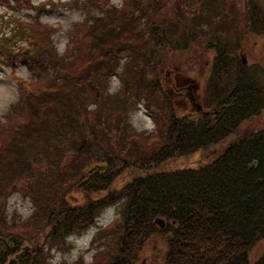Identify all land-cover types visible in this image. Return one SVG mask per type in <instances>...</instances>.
<instances>
[{
  "label": "trees",
  "instance_id": "obj_1",
  "mask_svg": "<svg viewBox=\"0 0 264 264\" xmlns=\"http://www.w3.org/2000/svg\"><path fill=\"white\" fill-rule=\"evenodd\" d=\"M227 1H206L198 16L183 0H123L120 6L87 0L100 13L68 31L66 58L50 40L56 29L41 26L29 34L33 44L23 64L55 73L37 86L18 83L19 97L6 122L0 120V264L25 243L36 249L46 229L62 238L86 230L101 207L121 197L127 215L116 229L119 250L104 264H130L155 236L166 244L163 264H264V252L249 259L250 248L264 240V129L250 126L245 133L241 126L264 108V81L251 77L254 65L237 60L249 35H264V17L247 18L245 3ZM78 2L71 4L75 10ZM170 10L175 19L168 28L163 21ZM236 14L242 30L239 22L221 28V15L234 20ZM202 49L213 57L200 102L212 111L180 114L162 86L161 65L175 53ZM125 54L131 57L119 74L118 96L131 107L147 106L154 122L149 134L135 133L123 108L105 104V83ZM196 151L210 159L204 166L163 168ZM124 173L132 178L116 189ZM15 188L38 207L26 232L2 226L4 202ZM71 192L86 199L69 205L64 198ZM156 217L167 221L163 229L152 224ZM40 251L18 260L42 264Z\"/></svg>",
  "mask_w": 264,
  "mask_h": 264
},
{
  "label": "rangeland",
  "instance_id": "obj_2",
  "mask_svg": "<svg viewBox=\"0 0 264 264\" xmlns=\"http://www.w3.org/2000/svg\"><path fill=\"white\" fill-rule=\"evenodd\" d=\"M44 0H31L33 4H40ZM79 2L74 7L77 8L73 10L72 3L75 0H50V2L42 7L40 15L41 22L46 24L45 26L51 25L53 29L57 30L51 35L50 40L54 45V50L57 51L58 55L63 57L68 54L67 42L68 31L74 28V24L83 22L86 15L93 16L99 14V10L96 7L88 5L87 0H78ZM123 0H110V2L116 6H120ZM188 7V9L196 8L198 11V16L200 11L205 8V3L212 4L215 0H183ZM222 2V0H220ZM237 3H247L249 7L258 4L262 9V16L264 17V0H235ZM233 2V3H235ZM198 3L199 7L194 5ZM208 6V5H207ZM26 5L17 6H7L0 7V11L5 8L11 9H21L16 13V15H3L0 16V24L4 26L5 31L1 35V39L6 34V36L14 38L24 39L28 37L29 23H35L33 16L36 11L31 12L30 17H26L24 11ZM211 8V6H210ZM241 9V7H240ZM78 10V11H77ZM241 11V10H240ZM209 10H205L204 16L199 20L201 23L205 22L204 17L208 16ZM2 13V12H1ZM9 14V13H8ZM175 11L170 10L164 14L166 18L163 22L170 28L174 18ZM244 15L248 14L245 9L243 11ZM221 17H224L221 15ZM18 18V20L12 25V22ZM225 19V18H222ZM217 19L214 20V22ZM239 19L240 29L242 30V22ZM221 23V28H225L229 23L224 21ZM13 30H10L11 27ZM9 31V32H8ZM8 32V34L6 33ZM249 32V26L247 24V31ZM8 39V38H7ZM8 43H14L9 42ZM24 42H19L17 45H23ZM16 47L11 51L14 53ZM0 53L3 55L5 49L0 48ZM122 58L119 59L118 66L115 69V74L110 77L105 83V94L104 100H106V105H116V108H123L126 113V125L128 128L132 129L138 134H149L153 131L154 122L151 113L148 111L147 106L140 102L131 107V102L129 103L126 98H120L118 96V90L121 85L119 79V74L127 66V62L131 55H121ZM212 52L208 53L205 49L186 51L184 55L181 53H175V57L172 59H165L167 61L166 65H161L164 70V76L162 86L167 93V96L174 99L178 113L185 114V100L186 94L192 95L194 92L196 98L200 99V93L203 92L202 79L208 74V67L210 64V57ZM241 59L246 58L248 63H257L256 68L258 70L264 69V35L256 37L254 35H249L243 44L242 53L239 55ZM42 75L37 78V74ZM168 73V74H166ZM52 72L41 71L39 69H28L23 63H17L16 66H8L0 63V120L5 121V115L11 104L15 103L18 95V83H35V86L39 85L43 79L51 78ZM259 81H263V78H256ZM187 101V100H186ZM188 107V105L186 104ZM94 107V105H91ZM6 122V121H5ZM244 128L245 133L247 129L251 126L255 130L264 129V108L261 109L257 117L246 120L241 123ZM206 156L200 155L199 153H194L182 158H172L164 163L163 168L168 170H176L181 168L191 167L194 168L204 166L207 161H209ZM101 164H97L99 166ZM132 178L131 174L124 173L115 182L114 187L116 189H121L123 185ZM86 196L81 193L71 192L66 195L64 200L69 205H79L83 203ZM127 199L121 197L115 203L110 205H105L99 210V214L95 217L94 223L86 230L79 233H68L63 238L59 235L53 236L48 233L46 229L44 233L40 232L38 237V244L36 249L33 246L26 244L29 250H41L38 254V262L42 261V264H104L106 262V255L110 256L119 250L115 245V239L117 236V227L121 226L123 218L121 216H126L127 212L124 208L127 205ZM5 219L4 226L6 229H14V231L24 230L29 231V225L32 224L31 216L38 212V207L32 202L30 196L25 195L24 192L20 191L18 188L10 190L7 198L4 202L3 208ZM124 213V215H123ZM42 216V214H41ZM39 218H41L39 216ZM45 221V220H44ZM46 222V221H45ZM116 225V226H115ZM17 227V228H16ZM114 233V234H113ZM45 234V235H44ZM167 238V236H165ZM53 238V239H52ZM22 250V245L20 249ZM166 250V244L162 236H155L149 239L144 246L130 257V264H163V256ZM264 250V240L259 241L255 246L250 248L249 259L253 261L258 256L263 255ZM101 254L100 258L95 259L97 255ZM21 252H17L15 256H10L6 259L4 264H21L19 256ZM137 255V256H136ZM22 256V255H21ZM111 257V256H110ZM41 258V259H40ZM125 259V256H123ZM123 259V260H124ZM18 261V262H17Z\"/></svg>",
  "mask_w": 264,
  "mask_h": 264
},
{
  "label": "water",
  "instance_id": "obj_3",
  "mask_svg": "<svg viewBox=\"0 0 264 264\" xmlns=\"http://www.w3.org/2000/svg\"><path fill=\"white\" fill-rule=\"evenodd\" d=\"M195 106H196L197 109H200V107H199L198 105H195ZM254 165H256V164L254 163ZM155 223L159 224L160 227L163 226V221H162L161 219H156V220H155ZM23 250L25 251L26 248H24ZM142 264H143V263H142Z\"/></svg>",
  "mask_w": 264,
  "mask_h": 264
}]
</instances>
